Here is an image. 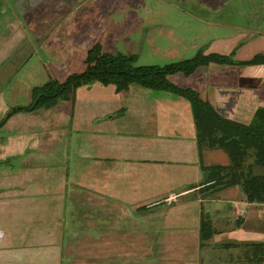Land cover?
<instances>
[{
    "label": "crops",
    "instance_id": "0c3cea01",
    "mask_svg": "<svg viewBox=\"0 0 264 264\" xmlns=\"http://www.w3.org/2000/svg\"><path fill=\"white\" fill-rule=\"evenodd\" d=\"M223 69L209 65L186 79H170L196 89L224 117L249 123L264 107V65L246 66L245 72L232 66L228 75ZM126 91L124 106L121 98L108 102L91 95L77 96L72 112L65 104L38 128L50 132L43 150L42 139L30 133L0 142L2 158L19 156L0 171V264H66L64 244L80 228L79 212L90 219L109 198L125 196L126 205L122 199L113 210L126 211L121 216L127 227L133 217L139 220L133 229L140 239L133 242L143 244L140 257L149 264H264V203L249 202L237 185L204 190L210 183L201 163L227 165L229 157L222 149H205L200 157L189 102L158 96L153 106L132 97V87ZM120 113L126 122L138 121L141 131L121 130ZM79 195L104 198L92 207L78 204ZM70 203L73 225L67 222ZM203 215L210 223L204 239ZM68 226L78 229L67 238Z\"/></svg>",
    "mask_w": 264,
    "mask_h": 264
},
{
    "label": "rangeland",
    "instance_id": "374dc122",
    "mask_svg": "<svg viewBox=\"0 0 264 264\" xmlns=\"http://www.w3.org/2000/svg\"><path fill=\"white\" fill-rule=\"evenodd\" d=\"M22 8L30 9L26 14ZM67 16L72 19L66 24ZM262 38L264 0H0V142H8L11 135L30 133L31 138L42 139L38 150L44 149V142L51 138L50 132H40L38 128L47 124L52 114L62 112L65 104L72 112V103L59 99L51 107L40 105L31 110L11 112L20 106L35 105L37 93L46 82L64 81L70 74L87 70V51L94 44L101 47L102 53L134 55L135 65H165L193 57L199 50L205 54L234 51V60L250 59L264 53ZM210 66L224 68L227 75L232 68L231 65ZM204 67L197 71L201 73ZM234 67L238 72L246 71V66ZM246 76L250 79L249 73ZM114 88V85L92 82L78 89L76 96L87 99L91 95L94 100L108 102L121 98L118 101L122 104L119 103L126 105L129 91L116 94ZM132 90V97L153 106L158 96L175 97L169 92L139 85H133ZM144 102L138 104L139 109ZM132 106L138 109L135 104ZM121 113L116 115L123 119L121 130L134 134L141 131L138 121L126 122V114ZM67 136L70 137V133ZM70 150L73 154L74 149ZM2 151L0 148V153ZM1 155L0 171L12 165L6 161L19 157L12 156V159L4 154L2 158ZM105 178L100 176L98 180ZM91 197L79 195L81 202L78 204L84 202L83 205L94 207L97 205L92 204L98 203V198H104ZM124 198H107L105 210L90 219L79 212L80 228L67 227V238L78 230L72 241L64 244V255L68 256L66 264H149L140 257L143 244L133 242L140 239V234L133 229L139 220L133 217L127 221V227L126 219L121 216L122 213L126 216V211L113 210L112 204L120 205L122 199L126 205ZM69 205L67 222L73 225L75 206ZM243 262L245 264L246 259Z\"/></svg>",
    "mask_w": 264,
    "mask_h": 264
},
{
    "label": "trees",
    "instance_id": "16d2710c",
    "mask_svg": "<svg viewBox=\"0 0 264 264\" xmlns=\"http://www.w3.org/2000/svg\"><path fill=\"white\" fill-rule=\"evenodd\" d=\"M233 55L234 51L230 54H205L199 50L193 57L165 65H135L134 55L102 53L101 47L94 44L87 51V70L70 74L64 81L46 82L37 93L35 105L20 106L11 113L35 109L40 105L51 107L59 99L70 101L75 106L77 90L92 82L114 85L117 92L128 90L133 85L169 92L190 104L200 157L205 149H222L229 157L227 165L205 166L201 163L202 171L208 176L206 182L210 183L204 190L217 192L237 185L249 202L264 203V107L256 110L249 123H241L220 114L196 89L180 86L170 79L177 74L191 76L201 66L210 64L264 65V53L242 61L234 60ZM49 101L52 103L48 104ZM209 227V220L203 215V239Z\"/></svg>",
    "mask_w": 264,
    "mask_h": 264
}]
</instances>
